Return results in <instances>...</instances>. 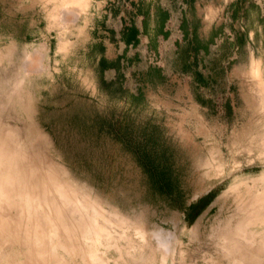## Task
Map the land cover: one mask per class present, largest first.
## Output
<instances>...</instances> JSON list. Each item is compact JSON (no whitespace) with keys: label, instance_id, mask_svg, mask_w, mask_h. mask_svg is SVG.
I'll return each mask as SVG.
<instances>
[{"label":"rangeland","instance_id":"374dc122","mask_svg":"<svg viewBox=\"0 0 264 264\" xmlns=\"http://www.w3.org/2000/svg\"><path fill=\"white\" fill-rule=\"evenodd\" d=\"M88 1L61 24L59 1L0 0V132L16 172L50 175L95 223H133L177 263L184 251L203 264L235 212L227 189L264 172L251 74L257 61L264 77V0ZM14 230L3 218L0 264L23 250Z\"/></svg>","mask_w":264,"mask_h":264},{"label":"bare ground","instance_id":"6f19581e","mask_svg":"<svg viewBox=\"0 0 264 264\" xmlns=\"http://www.w3.org/2000/svg\"><path fill=\"white\" fill-rule=\"evenodd\" d=\"M53 1V7L57 5L56 1L62 5L55 9L59 8L58 14L74 10L76 17L83 14L89 2ZM53 14L58 16L52 11L51 20L55 18ZM64 20L61 19V24L66 23ZM61 24L58 26L61 27ZM256 62L252 65L251 74L264 102V77L259 62ZM25 82L15 77L9 83L16 89ZM13 144L10 129L9 132H0V223L3 218L6 220L9 217L12 229L16 233L22 231L27 240L14 241L24 246L23 250L18 255H12L13 258L10 255L4 257L2 264H186L181 260L184 259L183 250L177 263V256L168 244L155 241L156 234L149 233L146 228L123 220L114 224L95 223L86 211L88 203L78 200L70 190L58 187L50 175L31 182L23 172L17 173L14 165L21 159V153L12 147ZM259 156L264 162V138ZM213 170L218 176L224 169L216 166ZM228 193L233 198L235 212L219 229L217 239L220 249L211 257H205L203 264H264V172L258 177H235L227 189ZM72 202L84 203L74 207ZM91 213L96 214V211ZM87 225L88 229L84 230ZM181 232L182 235H191L193 229L188 230L184 226Z\"/></svg>","mask_w":264,"mask_h":264}]
</instances>
